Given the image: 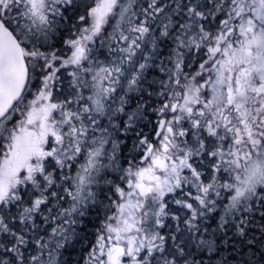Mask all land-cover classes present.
<instances>
[{
    "label": "snow or ice",
    "instance_id": "snow-or-ice-1",
    "mask_svg": "<svg viewBox=\"0 0 264 264\" xmlns=\"http://www.w3.org/2000/svg\"><path fill=\"white\" fill-rule=\"evenodd\" d=\"M257 211L264 0H0V264H264Z\"/></svg>",
    "mask_w": 264,
    "mask_h": 264
},
{
    "label": "trees",
    "instance_id": "trees-1",
    "mask_svg": "<svg viewBox=\"0 0 264 264\" xmlns=\"http://www.w3.org/2000/svg\"><path fill=\"white\" fill-rule=\"evenodd\" d=\"M87 2V0H85ZM55 46L58 48L59 44H55ZM33 81V85L31 87V90H35V88L38 86L37 83ZM147 131V129H145ZM129 141V145H130ZM125 153H127V149H125ZM253 223L248 228V234L246 237L243 238H237V240L232 241V232L228 233L230 243H234L236 245L237 250L239 251L241 248V240L244 242L252 241L255 248L257 249H264V219L261 218L259 211L256 212V214L252 217ZM99 221L96 220L95 215H89L86 219L83 225L80 226L78 231L81 232V234L88 233L89 239H92L93 237L90 235L92 232L95 231L96 225H98ZM82 243L75 244L74 247L70 246L67 251L64 252V255L62 257L63 260L68 261V264H77V261H80V264H83L81 257L86 254L85 251H82ZM247 249H245V252ZM221 255H229L228 252H221ZM235 255V254H233ZM242 255V254H241ZM239 256L237 257V261H231L230 264H238ZM219 260V256H213L211 264H217V261ZM207 264V261H206Z\"/></svg>",
    "mask_w": 264,
    "mask_h": 264
},
{
    "label": "rangeland",
    "instance_id": "rangeland-1",
    "mask_svg": "<svg viewBox=\"0 0 264 264\" xmlns=\"http://www.w3.org/2000/svg\"><path fill=\"white\" fill-rule=\"evenodd\" d=\"M36 83H37V85H38V80H36L35 81ZM35 91V90H34ZM29 98H31V97H29ZM16 119H19V116H18V114H17V117H16ZM15 121H13V123H14Z\"/></svg>",
    "mask_w": 264,
    "mask_h": 264
}]
</instances>
